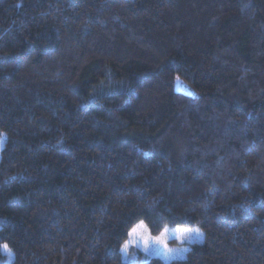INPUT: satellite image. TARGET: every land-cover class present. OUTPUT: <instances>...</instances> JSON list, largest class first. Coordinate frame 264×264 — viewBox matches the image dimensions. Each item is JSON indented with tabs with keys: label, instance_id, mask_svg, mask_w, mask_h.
Returning a JSON list of instances; mask_svg holds the SVG:
<instances>
[{
	"label": "trees",
	"instance_id": "16d2710c",
	"mask_svg": "<svg viewBox=\"0 0 264 264\" xmlns=\"http://www.w3.org/2000/svg\"><path fill=\"white\" fill-rule=\"evenodd\" d=\"M0 132L13 264H264V0H0Z\"/></svg>",
	"mask_w": 264,
	"mask_h": 264
},
{
	"label": "rangeland",
	"instance_id": "374dc122",
	"mask_svg": "<svg viewBox=\"0 0 264 264\" xmlns=\"http://www.w3.org/2000/svg\"><path fill=\"white\" fill-rule=\"evenodd\" d=\"M4 141L5 137H0V145H3ZM1 150L2 147H0V153ZM182 229L191 231L181 234L179 230ZM196 229L197 228H167L163 231V236H161V234L153 236L148 230L138 229L140 235H134L128 238L127 252L122 251L123 259L128 263H133L135 260V256L132 255L133 250H138L148 257H159L165 262L183 258L187 253L188 245L202 241L201 231L197 232L195 231ZM145 237H147L149 244V250L147 252L143 248ZM161 241L163 242L161 243ZM168 249H172V251H168Z\"/></svg>",
	"mask_w": 264,
	"mask_h": 264
},
{
	"label": "snow or ice",
	"instance_id": "6c2138e0",
	"mask_svg": "<svg viewBox=\"0 0 264 264\" xmlns=\"http://www.w3.org/2000/svg\"><path fill=\"white\" fill-rule=\"evenodd\" d=\"M5 134L3 132H0V137H4ZM138 229H144L145 231H147L146 229V226L143 224V222H141V224L137 225L136 227H134L129 233V237H132L134 235H140ZM181 232V234H184V233H188L190 232L191 230H187V229H182V230H179ZM195 231L199 232V229H196ZM164 233L162 232L161 233V236H163ZM179 238V237H178ZM163 241H161L162 243ZM143 248L144 250L147 252L149 250V244H148V240H147V237L144 238V241H143ZM122 251L124 252H127V242L125 243V245L123 246L122 248ZM168 251H172V249H168Z\"/></svg>",
	"mask_w": 264,
	"mask_h": 264
},
{
	"label": "clouds",
	"instance_id": "9594fccd",
	"mask_svg": "<svg viewBox=\"0 0 264 264\" xmlns=\"http://www.w3.org/2000/svg\"><path fill=\"white\" fill-rule=\"evenodd\" d=\"M3 147V145H0ZM0 255L4 257L0 264H13L15 255L9 244L5 241H0Z\"/></svg>",
	"mask_w": 264,
	"mask_h": 264
}]
</instances>
